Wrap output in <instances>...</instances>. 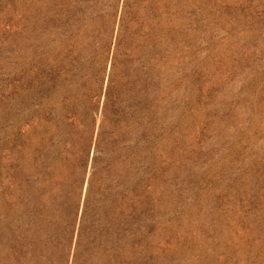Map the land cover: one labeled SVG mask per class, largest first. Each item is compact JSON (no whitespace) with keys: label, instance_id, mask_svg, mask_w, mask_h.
Returning <instances> with one entry per match:
<instances>
[{"label":"rangeland","instance_id":"obj_1","mask_svg":"<svg viewBox=\"0 0 264 264\" xmlns=\"http://www.w3.org/2000/svg\"><path fill=\"white\" fill-rule=\"evenodd\" d=\"M0 264H264V0H0Z\"/></svg>","mask_w":264,"mask_h":264}]
</instances>
